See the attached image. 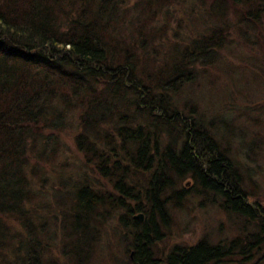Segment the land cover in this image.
<instances>
[{
    "label": "trees",
    "instance_id": "obj_1",
    "mask_svg": "<svg viewBox=\"0 0 264 264\" xmlns=\"http://www.w3.org/2000/svg\"><path fill=\"white\" fill-rule=\"evenodd\" d=\"M256 98L264 0H0V264H264L228 108ZM192 201L236 235L170 245Z\"/></svg>",
    "mask_w": 264,
    "mask_h": 264
},
{
    "label": "rangeland",
    "instance_id": "obj_2",
    "mask_svg": "<svg viewBox=\"0 0 264 264\" xmlns=\"http://www.w3.org/2000/svg\"><path fill=\"white\" fill-rule=\"evenodd\" d=\"M243 49V46L237 47V51H235V54L231 57V52H225V57L231 61H234L239 51ZM238 59V58H237ZM67 74V72L65 73ZM221 82V81H219ZM228 89L233 88L232 84H225ZM229 98L230 96L227 95ZM234 104V102H232ZM252 108H250V111L248 112V115L245 116L241 114L240 111L244 110V107L240 106H229L230 111V117L233 119L232 122V129L234 131L235 138L233 142L231 143V150L233 153H231L232 158L237 160V164L245 171H250L252 175V187L247 188V184L245 182L243 183V190L249 191V193H253L255 188L257 187V193L261 194L264 193V101H262L260 98H256L255 101L250 104ZM224 110V105L222 106ZM240 110V111H239ZM72 117L68 116V125L70 127H74V130L70 131L71 128L67 130V132L63 135V133L59 136L60 142L64 145V147L67 148V151H72V159L74 156V149L73 146L74 140L73 136H75L78 132V120L77 115L74 116V122H71L70 119ZM227 119H229L227 117ZM226 119V120H227ZM229 121V120H227ZM67 123V121H66ZM230 150V152H231ZM77 156V155H76ZM68 158V157H67ZM69 159V158H68ZM69 159V162L71 163L73 160ZM254 160V161H253ZM73 163L69 164L68 169H72ZM100 183H104L101 179H99ZM254 185V187H253ZM60 189H58L59 194ZM37 194L40 196H46L45 198H41L40 201H36V206L38 208L46 207L45 210L47 211V214L49 216H53V218L56 220V217L58 216L53 203V198L50 196L48 197L47 194H45V191H41L37 189ZM255 193V195H257ZM263 197L260 199V202L264 200V194ZM258 196H254L256 198ZM47 198V199H46ZM50 198V199H49ZM49 199V200H48ZM205 204V202H203ZM254 203V201H253ZM202 208L197 207V202L192 201L189 209V213H185L181 215L180 217V225L182 228V234L178 230L176 234L179 236H175L173 239L170 240V245L174 243H183L187 245H195L198 243L202 238L210 236V237H216L217 234H220V236L224 237L227 236V230L228 227L230 229L232 228V220H235V217L231 215H223L221 214L217 209L207 206L204 208V205L201 206ZM59 220V219H58ZM57 220V221H58ZM219 226V227H217ZM184 229V230H183ZM216 229V231H215ZM217 229L219 231H217ZM221 229V230H220ZM234 230V229H233ZM235 232L229 234L227 237L228 239H231V237L235 236ZM168 241V240H167ZM167 241L165 243H167ZM169 245V246H170ZM167 246V245H166ZM54 252H57V249H54ZM20 258L23 257V254L19 255ZM104 257V256H103ZM128 256L125 254L121 256V258L118 257H111V258H105L107 260H110L109 263L118 262L116 264H120L121 260H126ZM127 261V260H126Z\"/></svg>",
    "mask_w": 264,
    "mask_h": 264
},
{
    "label": "bare ground",
    "instance_id": "obj_3",
    "mask_svg": "<svg viewBox=\"0 0 264 264\" xmlns=\"http://www.w3.org/2000/svg\"><path fill=\"white\" fill-rule=\"evenodd\" d=\"M51 186H52V184H51ZM53 190H54V189H53ZM54 192H56V191H54ZM45 194H46V193H45ZM48 195H49V194H47V196H48ZM49 196H50V195H49ZM45 197H46V196H45ZM49 199H50V198H49ZM49 199H48V200H49ZM56 218H57V217H56ZM134 221H135V220H134ZM59 224H60V223H59ZM128 224H129V223H128ZM121 226H122V225H121ZM124 226H125V225H124ZM129 227H130V226H129ZM120 228H121V227H120ZM122 228H123V226H122ZM122 228H121V229H122ZM124 228H125V227H124ZM121 229H120V230H121ZM118 233H119V232H118ZM109 234H110V233H109ZM167 235H168V234H167ZM169 235H170V234H169ZM171 235H172V234H171ZM165 236H166V235H165ZM51 237H52V236H51ZM109 237L111 238L112 236H109ZM166 237H167V236H166ZM48 238H49V237H48ZM106 238H107V237H106ZM54 239H55V238H54ZM54 239H53V240H54ZM57 239H58V238H57ZM57 239H56V240H57ZM103 240H104V239H103ZM105 240H106V239H105ZM108 240H109V239H108ZM57 241H58V240H57ZM113 241H114V240H113ZM50 242H51V241H50ZM103 242H104V241H103ZM111 242H112V241H111ZM116 242H117V241H116ZM51 243H52V242H51ZM103 244H104V243H103ZM108 244H110V243H108ZM117 244H118V243H117ZM250 244H251V243H250ZM49 245H50V244H49ZM46 247H47V246H46ZM49 247H50V246H49ZM57 247H58V246H57ZM102 247H104V246L102 245ZM47 248H48V247H47ZM53 248H54V247H53ZM77 248H78V247H77ZM98 248H99V247H98ZM104 248H105V247H104ZM111 248H112V247H111ZM45 249H46V248L44 247L43 251H44ZM57 249H58V248H57ZM78 249H79V248H78ZM112 249H113V248H112ZM112 249H111V250H112ZM36 250H37V249H36ZM38 250H39V249H38ZM76 250H77V249H76ZM108 250H109V249H108ZM59 251H60V250H59ZM74 251H75V250H74ZM77 251H78V250H77ZM104 251H106V250H104ZM46 252H48V251H46ZM50 252H51V251H50ZM84 252H85V251H84ZM130 252H131V251H130ZM162 252H163V251H162ZM164 252H165V251H164ZM39 253H40V252H39ZM54 253H55V252H54ZM106 253H107V251H106ZM61 254H63V253H61ZM61 254H60V256H61ZM132 254H133V253H132ZM239 254H240V253H239ZM37 255H38V254H37ZM41 255H42V254H41ZM50 255H51V254H50ZM50 255H49V256H50ZM49 256H47V258H48ZM52 256H56V255H52ZM63 256H65V255H63ZM63 256H62V258H63ZM35 257H36V256H34V258H35ZM37 257H38V256H37ZM111 257H112V256H111ZM40 258L43 260L42 257H40ZM92 258L94 259V257L91 256V259H92ZM38 259H39V258H38ZM38 259H37V261H38ZM41 259H40V261H42ZM49 259L52 260V259H51V256H50ZM244 259H245V258H244ZM46 260H48V259H46ZM50 260H49V261H50ZM56 260H57V259H56ZM161 260H162V259H161ZM35 261H36V260H35ZM54 261H55V260H54ZM38 262H39V261H38ZM44 262H45V261H44ZM44 262H43V263H44ZM50 262H51V261H50ZM50 262H49V264H50ZM56 262H57V261H56ZM58 262H60V261L58 260ZM106 262H107V261H106ZM106 262H105V263H106ZM240 262H242V261L240 260ZM52 263H53V261H52ZM52 263H51V264H52ZM236 263H237V262H236ZM32 264H33V263H32ZM39 264H41V262H39ZM54 264H55V263H54Z\"/></svg>",
    "mask_w": 264,
    "mask_h": 264
},
{
    "label": "water",
    "instance_id": "obj_4",
    "mask_svg": "<svg viewBox=\"0 0 264 264\" xmlns=\"http://www.w3.org/2000/svg\"><path fill=\"white\" fill-rule=\"evenodd\" d=\"M139 218V217H138Z\"/></svg>",
    "mask_w": 264,
    "mask_h": 264
}]
</instances>
